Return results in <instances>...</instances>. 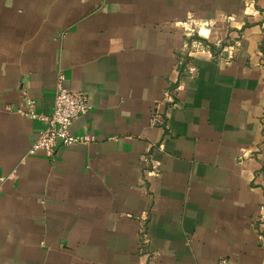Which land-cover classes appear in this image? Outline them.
Here are the masks:
<instances>
[{"label":"crops","instance_id":"1","mask_svg":"<svg viewBox=\"0 0 264 264\" xmlns=\"http://www.w3.org/2000/svg\"><path fill=\"white\" fill-rule=\"evenodd\" d=\"M263 216L264 0H0V264H264Z\"/></svg>","mask_w":264,"mask_h":264},{"label":"built area","instance_id":"2","mask_svg":"<svg viewBox=\"0 0 264 264\" xmlns=\"http://www.w3.org/2000/svg\"><path fill=\"white\" fill-rule=\"evenodd\" d=\"M207 26V23L204 24ZM200 33L196 29H189V37H194L195 34ZM198 49L203 48L202 43L197 42ZM229 51L235 52V48L228 46ZM194 58L196 54H192ZM231 58V57H230ZM190 79L194 80L197 77V70L192 65L189 69ZM65 76L59 73L53 110L49 114L38 113L36 111V103L33 100H27L26 108L19 111L23 116L32 120L39 121L42 128L39 131L38 138L32 145L29 154L37 155L44 153L51 161L54 160V151L56 147L61 144L65 146L89 144L93 142V137L89 135H78L72 132L74 122L80 117L88 114L91 110V104L88 95L83 91H71L64 86ZM166 100L172 101L171 94H166ZM165 114L163 110L156 109L152 118V125L164 123ZM262 221L264 222V216ZM218 264H232L230 260L221 259Z\"/></svg>","mask_w":264,"mask_h":264}]
</instances>
